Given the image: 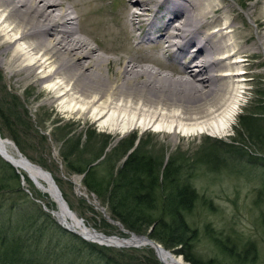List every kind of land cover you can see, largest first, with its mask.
Instances as JSON below:
<instances>
[{
	"label": "bare ground",
	"instance_id": "bare-ground-1",
	"mask_svg": "<svg viewBox=\"0 0 264 264\" xmlns=\"http://www.w3.org/2000/svg\"><path fill=\"white\" fill-rule=\"evenodd\" d=\"M233 2L121 0L111 10L105 0H0V66L34 77L63 112L111 133L223 136L241 109L251 60L264 51V0ZM10 147L0 133V152L49 193L61 224L95 243L148 245L136 235L106 240L87 227L60 202L50 177ZM157 253L164 264H190L163 246Z\"/></svg>",
	"mask_w": 264,
	"mask_h": 264
},
{
	"label": "rangeland",
	"instance_id": "rangeland-1",
	"mask_svg": "<svg viewBox=\"0 0 264 264\" xmlns=\"http://www.w3.org/2000/svg\"><path fill=\"white\" fill-rule=\"evenodd\" d=\"M105 3L107 8L115 10L120 6L121 0H105ZM232 3H234L233 0ZM240 11L245 21L255 29L254 22L241 9ZM147 50L153 53L156 48L154 45H148ZM135 52L137 53L138 49H135ZM260 53V56L251 60L253 64L247 70L248 90L244 93L241 109L235 123L232 129L223 136L203 133L173 137L167 132L141 129H133L126 133H111L88 116L63 112L57 101L49 99V91L43 83L36 82L34 77L18 79L17 76L2 66H0V107L4 109L18 107L15 121L11 119L12 122L14 121L12 127H14L15 134L28 137L30 144L26 149L29 155L38 160L47 159V155L52 156L54 167L50 160H47L48 162H45L48 163L47 166L49 167L44 169H49L53 174L70 208L84 220L87 227L96 229L93 225L102 224V218H104L114 226L115 234L113 235L129 236L118 225L107 219L101 210V207L105 206L102 205L95 193L88 192L82 184L83 177L81 174H66L63 171L62 168L64 167L59 155L63 150L67 151L73 144L69 142L65 144L66 139L71 135L75 137L74 141L80 140V147L78 150L76 149L73 155H101L97 161L104 160L108 155H130L136 151L139 152V155H154L157 158H162L165 165L170 159H174L175 165L182 167V181H188L196 188L199 195L194 209L187 213V219L190 225L199 230L196 249L204 257V260L215 258L224 264H239L235 257L225 253L226 248L221 243V241L232 242L239 239L238 245L242 246L249 241H254L257 249V257L255 259L253 256L248 258L244 264H264V224L262 222L264 202L258 196L264 183V156H262L264 154L243 136L244 127L240 124V117L253 112L254 107L257 109L256 101L264 99V51H260ZM171 66L175 65L172 64ZM19 109L24 110L23 118L17 120L22 112ZM24 121H28L27 124H24ZM0 133L4 138L14 142L12 139L13 132L9 130L2 119H0ZM133 135L138 139L131 147L129 146V139ZM42 138L47 140V144L39 140ZM242 145L249 152L258 154L261 159H255L256 162H248L245 157L240 159L237 149ZM136 148L138 150H135ZM10 150L16 153L14 147H10ZM208 155H215L214 157L219 159L218 164H207L208 160L205 158ZM123 161L124 158L118 162V166ZM225 162L228 163L227 166ZM27 176L29 180L21 176V187L28 195V200L24 202L25 206L30 208V213L33 211L37 213L30 206L34 201L37 206L52 217V220L59 224L58 219L50 212L52 208L58 207L57 203L49 193L39 189L28 174ZM75 180H79L81 190L84 193L79 194L77 192ZM44 206L50 210L46 211ZM106 211L110 215L107 208ZM6 218L9 219L8 214ZM44 223L42 216L38 226L42 227ZM116 232H121L122 235ZM52 238L50 242L55 249L52 255H57L56 257L60 259L64 256H70L74 252L73 247L76 244L83 245L79 240L70 236L61 235L59 237L55 234ZM217 238L220 242L217 241ZM218 243H221L222 246ZM160 244L164 247L162 243ZM108 247L113 249L109 250L111 253L123 250L128 260L133 262H136L137 258L140 257L146 263L153 264L146 258L149 256L147 255L149 251L138 250L149 247L148 249L154 250L159 264H164L159 259L155 249L149 245ZM133 248H138L136 249L138 251ZM141 255L145 256L142 257ZM176 255L183 256L182 254ZM183 259L185 260L184 256Z\"/></svg>",
	"mask_w": 264,
	"mask_h": 264
},
{
	"label": "trees",
	"instance_id": "trees-1",
	"mask_svg": "<svg viewBox=\"0 0 264 264\" xmlns=\"http://www.w3.org/2000/svg\"><path fill=\"white\" fill-rule=\"evenodd\" d=\"M255 104L257 109L254 107L253 112L241 116L240 124L244 127L243 136L264 154V99L257 100ZM23 111L17 120L23 118ZM17 113L18 107L9 109L0 107V119L13 132L12 139L16 146L32 162L43 168L49 167L47 160L53 165L51 155H47L45 160H38L28 154L26 149L30 144L28 137L16 135L12 127ZM11 119L14 121L12 122ZM27 122L24 121V124ZM74 138L72 135L68 136L65 144L67 142L73 144L59 155L64 167L62 169L66 174L83 175L82 184L88 192L98 196L113 219L120 221L129 231L149 234L173 253L182 254L185 260L192 264H224L215 258L204 260L196 249L199 230L190 225L187 213L194 209L199 195L196 188L188 181H182V167L175 165L174 159H170L165 165L162 158L154 155H139L136 151L130 153L127 158L126 155H108L94 165L101 155H73L80 147V140L74 141ZM137 139L133 135L129 139V146H134ZM39 140L47 144L45 138ZM237 152L240 159L245 157L248 162L261 159L258 154L249 152L243 145L237 149ZM214 156L208 155L205 158L208 160L207 164H218L219 159ZM123 158L124 161L118 166V162ZM223 159L226 161L225 158ZM225 164L227 166L228 163ZM22 174L28 179L25 173L17 172L14 166L0 156V264H148L140 257L136 262L128 260L123 250L111 253L109 250H113L112 248L89 242L70 232L52 220V217L34 201L30 206L37 213L34 211L30 213V208L24 203L28 200V195L21 187ZM258 196L264 202V183ZM42 216L45 223L41 227L38 223ZM262 222L264 224V215ZM93 226L108 235L115 234L114 226L104 218L102 224L96 223ZM55 234L59 237L70 236L83 245L76 244L70 256L60 259L56 257L57 255H52L55 249L50 240ZM117 234L122 235L121 232ZM217 239L220 242L219 238ZM238 240L221 241L226 248L225 253L235 257L239 264H244L252 256L255 259L257 257L255 242L249 241L241 246L237 244ZM221 243L218 244L222 246ZM148 248L133 249L149 251L147 254L149 256L146 258L153 264H159L154 250Z\"/></svg>",
	"mask_w": 264,
	"mask_h": 264
},
{
	"label": "water",
	"instance_id": "water-1",
	"mask_svg": "<svg viewBox=\"0 0 264 264\" xmlns=\"http://www.w3.org/2000/svg\"><path fill=\"white\" fill-rule=\"evenodd\" d=\"M8 141L9 142H11L13 145H14V148H15V150L18 152V154L20 155V156H22L30 165H32V166H36V167H38L39 169H41L42 171H44L49 177H50V181H51V183H52V185H53V188H54V190H55V192H56V195H57V197H58V199L60 200V202H62L63 204H64V206L69 210V211H72V209L70 208V206H69V204H68V202H67V200L65 199V197H64V195H63V192H62V190L60 189V187H59V185H58V183H57V181H56V179L54 178V176H53V174L49 171V170H47V169H44L41 165H39V164H36V163H34V162H32L28 157H26L20 150H19V148L16 146V144L12 141V140H10V139H8ZM0 156L4 159V160H6L7 162H9L12 166H14L15 168H16V166L10 161V160H8L1 152H0ZM127 156L128 155H126L125 156V158H127ZM104 157V156H103ZM102 157V158H103ZM98 163V161H96L95 163H94V165L95 164H97ZM17 171L20 173V171L17 169ZM23 176V175H22ZM24 177V176H23ZM82 177H83V175H82ZM44 209L46 210V211H49L48 210V208L46 207V206H44ZM101 210H102V212L104 213V215L107 217V219L110 221V222H112V223H114L115 225H118L119 227H120V229L123 231V232H125L126 234H128V235H130V236H132V235H136L137 236V239L138 240H140V242H142V241H147V244L149 245V246H151V247H153L154 249H155V251H156V253H157V249L158 248H160L162 245L159 243V242H157L156 240H154L153 238H151L150 237V235L149 234H139V233H135V232H133V231H129V230H127L126 228H124V226H123V224L120 222V221H117V220H115V219H113L110 215H108L107 214V211H106V208L105 207H101ZM80 220L84 223V220L82 219V218H80ZM58 222H59V224L62 226V227H64L65 229H67V230H69V231H71V232H73V233H75V234H77V235H79V236H81L83 239H85V240H87V241H91L89 238H87L86 236H84L82 233H80L78 230H76V229H74V228H72V227H70V226H66V225H63V224H61V222L58 220ZM85 224V223H84ZM93 230H95V231H97L96 229H93ZM98 233L104 238V239H111V238H121V239H126V238H124V237H120V236H118V235H108V234H106V233H104V232H100V231H98ZM99 244L100 245H105V246H115V247H131V246H133V247H140V245H139V242H137V244H135V245H128V246H125V245H114V244H111L109 241H101V242H99ZM169 252H171V253H173L172 251H170V250H168ZM174 254V253H173ZM157 255H158V253H157ZM176 255V254H175ZM158 257H159V255H158ZM181 258H183V256H180ZM160 259V258H159ZM161 260V259H160ZM191 264V263H190Z\"/></svg>",
	"mask_w": 264,
	"mask_h": 264
}]
</instances>
